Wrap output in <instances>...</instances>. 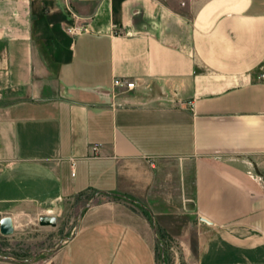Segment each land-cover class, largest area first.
<instances>
[{"label": "crops", "instance_id": "0c3cea01", "mask_svg": "<svg viewBox=\"0 0 264 264\" xmlns=\"http://www.w3.org/2000/svg\"><path fill=\"white\" fill-rule=\"evenodd\" d=\"M262 74L264 0H0V221L92 194L44 264H158L136 206L192 220L196 264H264Z\"/></svg>", "mask_w": 264, "mask_h": 264}, {"label": "rangeland", "instance_id": "374dc122", "mask_svg": "<svg viewBox=\"0 0 264 264\" xmlns=\"http://www.w3.org/2000/svg\"><path fill=\"white\" fill-rule=\"evenodd\" d=\"M95 198L92 194L75 198L65 210L62 218L58 219V226L41 227L38 220H24L17 224L15 233L11 237L0 234V261L22 262L25 264H44L54 256L56 250L67 242L75 232L80 214ZM139 209V208H138ZM150 232H153L154 222L148 218ZM156 226V256L158 264H196L197 259V232L192 220H174L166 234L155 220ZM188 244L191 250L189 263L185 261L182 244ZM15 260V261H14Z\"/></svg>", "mask_w": 264, "mask_h": 264}, {"label": "water", "instance_id": "95a60500", "mask_svg": "<svg viewBox=\"0 0 264 264\" xmlns=\"http://www.w3.org/2000/svg\"><path fill=\"white\" fill-rule=\"evenodd\" d=\"M94 202H95V198L91 201V203L87 207L93 205ZM134 203H136V202H134ZM82 214H83V212L80 214V218H81ZM153 222H154V232H155V236H156V226H155V220L154 219H153ZM39 224L41 227L56 228L58 226V218L55 216H42L39 219ZM14 233H15V225H14L12 218H10V217L3 218L0 221V234L3 237H11L14 235ZM14 263H22V262L15 261ZM22 264H25V263H22Z\"/></svg>", "mask_w": 264, "mask_h": 264}, {"label": "built area", "instance_id": "2783aa9c", "mask_svg": "<svg viewBox=\"0 0 264 264\" xmlns=\"http://www.w3.org/2000/svg\"><path fill=\"white\" fill-rule=\"evenodd\" d=\"M75 33H78V30L77 29L74 30V34ZM261 78L264 81V74H262ZM114 85L116 87L126 88L127 90H133L135 88V83L134 82H132V81H126V82H124V81H122L120 79L115 80ZM97 150H98V148L95 147L94 148V151H97Z\"/></svg>", "mask_w": 264, "mask_h": 264}, {"label": "trees", "instance_id": "16d2710c", "mask_svg": "<svg viewBox=\"0 0 264 264\" xmlns=\"http://www.w3.org/2000/svg\"><path fill=\"white\" fill-rule=\"evenodd\" d=\"M111 199L113 200H116V201H126V202H129V203H134L132 200H130L129 198L127 197H123V196H120V195H115V194H111ZM140 209V211L145 215L147 216L148 218L150 217V214L147 210H145L144 208H141L139 206H136Z\"/></svg>", "mask_w": 264, "mask_h": 264}]
</instances>
